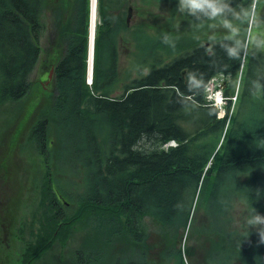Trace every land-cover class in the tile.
I'll list each match as a JSON object with an SVG mask.
<instances>
[{
    "label": "trees",
    "instance_id": "1",
    "mask_svg": "<svg viewBox=\"0 0 264 264\" xmlns=\"http://www.w3.org/2000/svg\"><path fill=\"white\" fill-rule=\"evenodd\" d=\"M134 1L99 0L91 89L85 81L88 0H0V110L43 90L31 75L43 53L44 16H54L47 51L55 58L48 66L57 68L52 100L44 111L38 97L24 118L27 148L43 158L39 175L48 181L49 246L60 234L69 239L80 232L83 245L73 264H191L194 256L216 264L224 252L227 264H250L264 256L254 229L244 239L249 209L264 214V93L254 84L264 81V52L248 25L225 39L232 34L218 31L220 18L182 13L178 0H141L156 8L138 28L154 31V43L139 51L144 63L154 61L147 74L125 83L117 64L129 28L120 5ZM254 1L232 6L252 9ZM236 44L240 55L231 58L224 45ZM242 63L235 107L227 102L220 116L206 101V84L224 74L230 96ZM40 66L44 72L46 61ZM190 72L202 88L185 87ZM110 75L111 86L98 94ZM120 82L123 93L112 97ZM56 118L70 119L72 132L61 135ZM23 132L14 136L18 146ZM63 137L73 140L68 154ZM170 140L178 145L165 149ZM57 175L70 176L77 191L59 186Z\"/></svg>",
    "mask_w": 264,
    "mask_h": 264
},
{
    "label": "rangeland",
    "instance_id": "2",
    "mask_svg": "<svg viewBox=\"0 0 264 264\" xmlns=\"http://www.w3.org/2000/svg\"><path fill=\"white\" fill-rule=\"evenodd\" d=\"M235 0H231V3L233 4ZM259 0H255V3L252 7V9L254 10V6L258 7V13L256 10V17L258 18L261 17L262 15H264V0L260 1L258 3ZM133 6H134V13L131 17L130 20V24L128 26L129 30L124 33V38H125V42L122 40L119 42V54H118V64H117V68H118V72H119V77H121L122 81H125V83L129 82L130 80L134 79V78H139L142 75H145L149 72L150 69V64L153 63L154 59H150L149 62H145L143 60L142 54L141 52V48L142 46L147 47V44H153V36H154V31L148 30L147 29H138L140 27L141 23H144L145 21L151 20L152 18H154V14L156 12V8L153 7L150 8L148 7L146 4H144L141 0H137V2H132ZM256 4V5H255ZM123 8V9H122ZM88 9H90V0H88ZM122 9V11H121ZM120 11L126 12V16H127V7L120 5ZM89 14V12H88ZM89 18V17H88ZM87 18V22H88V31H89V19ZM231 19V17H230ZM45 20L48 23L47 26H52L53 20H54V16L51 13H46L45 14ZM258 20L260 22H262L263 20H260L258 18ZM231 22L233 23L234 27L243 25L244 23L241 21H237L235 19H232ZM259 22V23H260ZM259 23L255 26L253 25H248V32L251 35V39L252 41H256L257 38H262L264 39L263 36H261V34L264 35V28L259 26ZM222 24L218 23L217 25ZM100 25V13L98 15V26ZM223 28V27H222ZM134 30V31H132ZM226 29H222V31H225ZM250 30V31H249ZM132 31V32H131ZM46 35L47 33H45V35L42 37L41 39V43H42V47L43 49L46 47L47 45V40H46ZM115 35V33L113 32V36ZM261 36V37H260ZM121 43H123V45L120 48ZM253 43L250 44V48H253ZM258 47L262 52H264V45L263 43H260ZM89 51H90V40H89V34H88V48H87V65H86V70H85V81L86 83L91 87L92 89V84H91V74H90V67H89ZM145 54V52H144ZM43 61H45L43 59V53L40 56V63L39 65L35 68L34 72L31 75V80H33V82H41L42 84V89L43 90H37L36 89V95L34 97L29 98L23 102H15V103H8L5 106H3L0 110V145L1 142H4L5 140H7L8 138H14L15 134L18 135L20 132H24L22 133V135L19 137V146L17 145V143L14 142V152L15 153V163L17 165V168L19 169V172L23 173V169L25 166V161L22 160V157H24V155L29 156L30 155V151L27 148V145L29 144V140H28V129H29V125L24 123V118L27 114V112L30 110V108H32L31 106L39 104V99L38 97H43L44 101H43V106L42 109L44 111H47L49 106H50V102L52 100V95H53V89H51V87H47L46 85V68L45 71L42 72V68L40 65L43 64ZM111 60H109L108 62H110ZM144 63V64H143ZM47 62H46V66H47ZM50 65V63H49ZM144 65L145 68H143L142 70H140V66ZM148 65V66H147ZM242 71H243V66L241 68V71L238 75L237 78V84L234 87V92L232 94H236V90L238 89L239 86V90L242 88V85L239 84L240 80H241V75H242ZM123 77V78H122ZM121 86V87H120ZM124 83L121 84L117 89H119V91L112 93V97H116L121 95V93H123V88ZM98 94L101 93V90L96 91ZM42 98V99H43ZM28 101V102H27ZM237 102V100L235 101ZM235 102L232 103V110L235 107ZM31 103V105H30ZM72 110V107L70 108H65V111H69ZM235 111V110H234ZM223 114V113H222ZM59 117V116H58ZM23 119V120H22ZM22 120V121H21ZM56 120H61L59 118H56ZM70 119L67 120H61V122L59 123L58 126V131L61 135L64 134H68L72 132V127L70 124ZM20 124V125H19ZM72 143L73 140L72 139H68L67 137H63L61 139V145H62V152L65 154L70 153L71 149H72ZM24 154V155H23ZM36 155L38 157V162L37 164H35V172L40 173V164L42 163L43 158L41 157V155L36 152ZM64 167H67V163L63 162ZM66 171H69L66 170ZM63 171H59V174H62ZM40 176V175H39ZM58 177L60 176V181L58 180V184L61 187H64V189L66 191H77V188L75 186H73L71 182V177L67 176V175H57ZM31 177V175H30ZM22 180L25 181V184H30L29 183V179H28V175L27 172L23 173V175L21 176ZM39 179V178H38ZM65 181H62V180ZM34 184H38L41 185V178L36 182H33ZM37 188L35 186H33L32 191L30 192V196L32 197V204L35 205L36 201L39 199L40 200V192L36 191ZM13 191H17V190H13ZM19 194V193H18ZM29 193L28 192H24L23 195L20 194L19 198L22 199L23 198H28ZM29 196V199L31 198ZM3 199H0V201H2ZM14 203V207L12 208L14 212H16L18 210V207L20 205V201L19 200H12ZM240 210V208H239ZM38 218H40L41 216V211L39 213V215H37ZM38 223L36 222L35 228L34 230H36V228L38 227ZM78 234L75 235L73 238H69L66 239L65 236H63L62 234L58 235L51 243V247L49 248L50 251L48 252L47 255H45V258L43 260V262L38 263V264H73L75 262V253L76 251L81 247L82 248V242L81 240H83V238L81 237V233L77 232ZM190 245L192 244V242H189L188 240L186 241V245ZM17 249H18V245H17ZM258 251H264V246L263 244L260 246V248H258ZM226 252L222 253L217 260L216 264H227V255L225 254ZM262 255V254H261ZM19 257V253L16 254V256L14 257L17 258ZM191 264H209L208 260L206 257H199L197 258V256H194L191 258L190 260ZM15 264V263H13ZM250 264H264V256L262 255L260 258H255L254 261H250Z\"/></svg>",
    "mask_w": 264,
    "mask_h": 264
},
{
    "label": "flooded vegetation",
    "instance_id": "3",
    "mask_svg": "<svg viewBox=\"0 0 264 264\" xmlns=\"http://www.w3.org/2000/svg\"><path fill=\"white\" fill-rule=\"evenodd\" d=\"M260 20H263L259 24L264 28V15L260 17ZM222 29V26H218V31L224 33ZM261 36L264 37L263 34ZM52 38L46 37L48 43L43 49L45 51V53L43 51V59L47 63L55 59L47 54ZM56 70L55 66L50 67L47 64L46 85L51 89L56 79ZM111 77H108L104 84L105 88L100 89L101 92L108 90L107 86H111ZM14 142L12 138H8L0 145V199H3L0 201V264H38L43 262L45 255L50 251L48 181L47 176H44L41 177V185L33 183L37 182L40 176L39 173L35 172V167L31 162V158L38 157L35 153H30L29 156L23 154L24 157H22V160L26 162L23 173L27 172L30 183L25 184L21 178L23 173L19 172L15 163ZM33 186L37 188V192H40V200L38 199L35 205L32 204V197L30 196ZM24 192H28L31 198L29 199L28 196V198L22 197L20 199L19 195H23ZM12 200L14 202L15 200L20 201L16 212L12 209L14 207ZM40 211L41 216L38 218L37 215ZM36 222L39 223L34 230ZM17 253H19V257L14 259Z\"/></svg>",
    "mask_w": 264,
    "mask_h": 264
},
{
    "label": "clouds",
    "instance_id": "4",
    "mask_svg": "<svg viewBox=\"0 0 264 264\" xmlns=\"http://www.w3.org/2000/svg\"><path fill=\"white\" fill-rule=\"evenodd\" d=\"M177 7L180 12L192 16L199 17L203 15L209 20L220 18L222 20V27L232 34L231 36H226L225 39H233L237 34V29L231 22L232 19L241 21L245 25L250 24L253 26L260 22L250 7L234 8L231 0H178ZM229 13L231 14V19L228 16ZM167 42V37H165V43ZM260 43H264V39L257 38L254 42V46L258 47ZM224 47L229 57L237 58L240 55L241 49L239 44L235 46L224 45ZM254 84L258 92L264 93V81L257 80ZM185 87L189 90L194 88L199 89L203 87V84L195 72H190L187 74ZM256 191L259 195L260 189H256ZM244 223L247 229L244 239H246L254 229L258 234L259 242L264 243V214L259 213L255 208L251 207Z\"/></svg>",
    "mask_w": 264,
    "mask_h": 264
},
{
    "label": "built area",
    "instance_id": "5",
    "mask_svg": "<svg viewBox=\"0 0 264 264\" xmlns=\"http://www.w3.org/2000/svg\"><path fill=\"white\" fill-rule=\"evenodd\" d=\"M224 79V75H216L212 77L206 84V100L209 104L214 105L218 109H220V115H223L225 113L223 106L227 103L228 100H232L233 103L236 101V96H233L232 98H227L224 96L222 90L220 89V86L222 85ZM170 146H176V142H167L164 147L168 148Z\"/></svg>",
    "mask_w": 264,
    "mask_h": 264
},
{
    "label": "bare ground",
    "instance_id": "6",
    "mask_svg": "<svg viewBox=\"0 0 264 264\" xmlns=\"http://www.w3.org/2000/svg\"><path fill=\"white\" fill-rule=\"evenodd\" d=\"M98 1L99 0H90V9H89L90 51H89L88 63H89V67H90L91 76L93 75L94 62H95V56H96V35H97V27H98ZM216 75H219V74H216ZM216 75H214V76H216ZM214 76H212V77H214ZM205 94H206V87H205ZM170 141H175L176 146L178 145V142L176 140H170ZM170 141H168V142H170ZM176 146H170V147H176ZM170 147L165 148V149H169Z\"/></svg>",
    "mask_w": 264,
    "mask_h": 264
},
{
    "label": "water",
    "instance_id": "7",
    "mask_svg": "<svg viewBox=\"0 0 264 264\" xmlns=\"http://www.w3.org/2000/svg\"><path fill=\"white\" fill-rule=\"evenodd\" d=\"M134 13V8L133 6H129L128 9H127V16H126V22H127V25L129 26L130 24V20H131V17ZM209 44L207 43L206 46H208ZM226 87V84H224V86L222 88H225Z\"/></svg>",
    "mask_w": 264,
    "mask_h": 264
},
{
    "label": "crops",
    "instance_id": "8",
    "mask_svg": "<svg viewBox=\"0 0 264 264\" xmlns=\"http://www.w3.org/2000/svg\"><path fill=\"white\" fill-rule=\"evenodd\" d=\"M45 17V16H44ZM46 21V20H45ZM46 24H48L47 22H46ZM50 26H47L46 27V30L44 31V34H43V36L45 35V33H47V35H46V37L48 38L49 37V39L50 38H52V37H54V33H55V26H54V24L49 28Z\"/></svg>",
    "mask_w": 264,
    "mask_h": 264
}]
</instances>
